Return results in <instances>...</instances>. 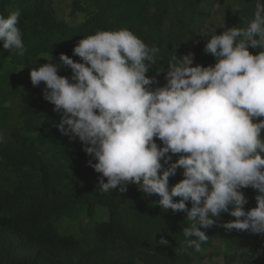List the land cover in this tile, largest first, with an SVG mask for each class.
I'll return each mask as SVG.
<instances>
[{"label":"clouds","instance_id":"obj_1","mask_svg":"<svg viewBox=\"0 0 264 264\" xmlns=\"http://www.w3.org/2000/svg\"><path fill=\"white\" fill-rule=\"evenodd\" d=\"M19 16L0 15V41L23 56ZM157 52L130 30L98 31L73 48L82 62L60 54V64L32 69L30 80L46 86L43 98L62 114L61 135L78 138L97 161L88 165L101 174L102 194L134 184L158 196L164 212L186 213L184 251L202 252L209 236L201 229L214 226L264 234V3L257 0L246 28H227L207 41L214 66H193L192 53L178 62L174 56L166 84L153 88L159 81L148 72ZM61 67L71 69L70 79L58 74ZM180 169L183 179L170 187ZM247 188L258 195L257 206L245 211ZM224 213L235 219L218 225Z\"/></svg>","mask_w":264,"mask_h":264},{"label":"trees","instance_id":"obj_2","mask_svg":"<svg viewBox=\"0 0 264 264\" xmlns=\"http://www.w3.org/2000/svg\"><path fill=\"white\" fill-rule=\"evenodd\" d=\"M215 1L73 0L70 14L85 19L72 26L58 19L54 0H0L5 18L20 12L17 27L26 50L23 56L14 48L5 51L0 41V264H199L216 240L227 264H264V234L214 226L201 229L209 236L202 252L184 251L186 213L164 212L158 196L134 184L124 193L102 194L101 174L88 165L97 161L78 138L61 135L56 125L62 114L43 98L46 86L34 87L30 80L32 69L60 64V54L82 62L73 55L80 39L127 29L158 49L148 76L159 81L153 88L162 87L168 65L174 56L178 61L187 36L201 28ZM203 59L215 65L212 55ZM58 74L70 79L72 71L61 67ZM182 172L170 178V187L183 179ZM241 191L244 210L256 207L258 193ZM104 209L108 219L98 218L99 211L107 216ZM234 219L224 213L216 223ZM162 237L167 245L159 244Z\"/></svg>","mask_w":264,"mask_h":264},{"label":"rangeland","instance_id":"obj_3","mask_svg":"<svg viewBox=\"0 0 264 264\" xmlns=\"http://www.w3.org/2000/svg\"><path fill=\"white\" fill-rule=\"evenodd\" d=\"M72 2L73 0H54V7L58 19L64 20L69 25L75 26L84 21L85 17L82 14H70ZM259 2L264 3V0H259ZM256 3L257 0H216L210 10L209 17L202 23L201 28L196 33H190L187 36L182 52L178 57V61L180 57L192 53L194 55L193 66H213L212 62H206L207 60L203 59L206 55L204 48L207 41L213 34H222L227 28H246L249 22L254 18ZM236 7L239 8L238 12L233 11ZM249 51L255 55L259 53L260 49H249ZM22 73L25 77L29 76L26 71ZM104 211L107 213V216L99 211L98 218L108 219V212L105 209ZM83 212L85 213L84 210ZM76 226L78 227L80 225L77 224L75 227ZM74 230L76 231L77 229L75 228ZM60 231L64 233L66 230H63L61 227ZM137 264L141 263L138 262ZM199 264H227L223 258V248L218 240L214 242L212 248L205 252V258L203 262Z\"/></svg>","mask_w":264,"mask_h":264}]
</instances>
